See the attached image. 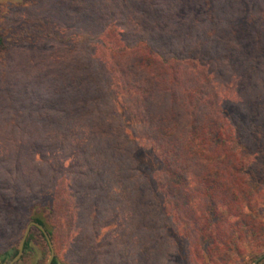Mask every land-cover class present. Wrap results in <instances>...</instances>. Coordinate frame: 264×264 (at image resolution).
<instances>
[{"label":"trees","instance_id":"trees-1","mask_svg":"<svg viewBox=\"0 0 264 264\" xmlns=\"http://www.w3.org/2000/svg\"><path fill=\"white\" fill-rule=\"evenodd\" d=\"M15 1L43 20L0 28V51L49 39L73 68L55 90L56 59L1 77L3 207L82 235L81 264H264V0Z\"/></svg>","mask_w":264,"mask_h":264},{"label":"rangeland","instance_id":"rangeland-1","mask_svg":"<svg viewBox=\"0 0 264 264\" xmlns=\"http://www.w3.org/2000/svg\"><path fill=\"white\" fill-rule=\"evenodd\" d=\"M42 20H43V17L41 15L39 16L35 11H33V9H29L26 6L25 7L18 6L15 0H0V28L8 34H10V29L12 26L14 27L20 23H37V22H41ZM68 56H70L69 52H68ZM64 58L65 57L61 55L59 50L54 49L49 39H43V41H40V42L25 40L11 47L6 52L0 51V82H1V77L3 78V80L7 79L9 82H12L13 76L16 75L17 69L21 66L23 67L25 66V65H22L25 63L24 61H27V63L28 62L30 63L33 60L50 61V60L56 59L57 64L59 66L56 67L50 74H48L45 79V81L48 82V86L55 90L56 87H54L51 84L48 77L65 74L66 72H68V70L73 68L72 65L67 63V60L63 62ZM232 58L234 59L233 56ZM82 68H83V65L80 62H76L75 69L81 70ZM254 69L255 68L245 70L242 73V78L238 79V84L242 85L244 82H247L250 76V72L254 71ZM0 96H2L1 93H0ZM7 102H10L9 96L6 95L5 93L2 102H0V105L2 103H7ZM0 139L4 141L5 143H9L12 141L10 138H8V135L6 134H1ZM19 141L20 140L17 139L14 145L18 144ZM22 141L23 140L21 139V143ZM21 143H20L19 148L26 149L25 145ZM23 156L26 157L25 154H23ZM28 217H29V214L27 211L26 212L23 210L8 211L6 207L5 208L3 207V204L0 201V250H3L7 246H9L20 235L23 234V231L29 222ZM71 238H75V239L73 240ZM77 240H78V246H79V244L83 242L82 235H77V233H68L67 235L65 234V236H62V238L58 239V241L54 242V244L52 243L53 250H54V256L58 253V257L61 258L66 263L68 260H71L75 262L76 264L77 263L81 264L78 258H75L74 256H72V249L70 248V243L72 242L76 244ZM39 249H41V252L43 251V253L38 258L39 259L38 262L39 264H46L48 257L50 255V251H46L45 247L42 246V242L39 245ZM75 250L84 252L85 247L81 245L80 249L76 248ZM19 259L17 260L18 262L16 261L17 264H31L30 257L26 256L22 258L21 260ZM245 260H247L248 264L254 263V260L248 261L249 259L247 256L245 257ZM259 260L257 261L256 264H259L258 263ZM70 264H73V263H70Z\"/></svg>","mask_w":264,"mask_h":264},{"label":"water","instance_id":"water-1","mask_svg":"<svg viewBox=\"0 0 264 264\" xmlns=\"http://www.w3.org/2000/svg\"><path fill=\"white\" fill-rule=\"evenodd\" d=\"M31 226H36V227L39 228V229L42 231V233L44 234V236H45V238H46V240H47V243H48L49 249H50V255H49V257H48V260H47V263H46V264H50V263H51V261H52V259H53V256H54V250H53V246H52L51 240L49 239V236H48L47 232L45 231V229L43 228L42 225H40L39 223H37V222H35V221H30V222L26 225V227H25V229H24V231H23V234H22V236H21V238H20L19 245H18V252H17V254H16V255H15V256H14V257L8 262V264H14V263L20 258L21 254H22V252H23V247H24L25 240H26V238H27V236H28V233H29V231H30ZM261 257H262V256L256 258V259L254 260V263H253V264H256L257 261H258Z\"/></svg>","mask_w":264,"mask_h":264}]
</instances>
